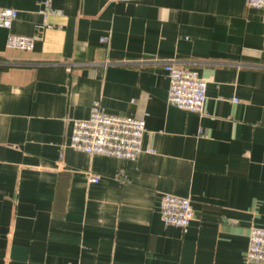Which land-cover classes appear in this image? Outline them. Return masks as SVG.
<instances>
[{
    "label": "crops",
    "instance_id": "0c3cea01",
    "mask_svg": "<svg viewBox=\"0 0 264 264\" xmlns=\"http://www.w3.org/2000/svg\"><path fill=\"white\" fill-rule=\"evenodd\" d=\"M0 7L18 12L10 29L0 27V264H264L245 257L251 228H264V8L245 0ZM9 34L34 44L8 48ZM166 61L207 82L201 114L168 102ZM95 101L143 118L135 159L69 146L73 121ZM162 194L190 198L186 230L163 223Z\"/></svg>",
    "mask_w": 264,
    "mask_h": 264
},
{
    "label": "built area",
    "instance_id": "2783aa9c",
    "mask_svg": "<svg viewBox=\"0 0 264 264\" xmlns=\"http://www.w3.org/2000/svg\"><path fill=\"white\" fill-rule=\"evenodd\" d=\"M50 1L44 0L47 9ZM245 2L249 8H264V0ZM17 14L14 8L0 7V27L10 29ZM104 40L100 38V41ZM33 44V37L15 34H9L6 41L7 47L14 49L29 50ZM163 68L169 78L168 102L182 110L201 114L205 106L207 82L198 71L171 61H166ZM144 133L143 118L110 114L99 101H95L88 118L73 121L68 144L72 149L88 154L133 160L142 151ZM88 177L92 182L99 181L98 176ZM159 213L164 224L182 230H186L194 218L190 198L173 194L161 195ZM245 257L250 262L264 263V228H251Z\"/></svg>",
    "mask_w": 264,
    "mask_h": 264
}]
</instances>
